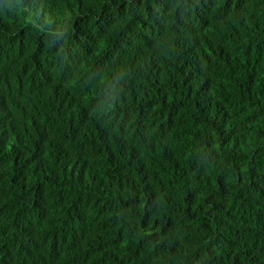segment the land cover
<instances>
[{"label":"trees","instance_id":"trees-1","mask_svg":"<svg viewBox=\"0 0 264 264\" xmlns=\"http://www.w3.org/2000/svg\"><path fill=\"white\" fill-rule=\"evenodd\" d=\"M0 264H264V0H0Z\"/></svg>","mask_w":264,"mask_h":264}]
</instances>
